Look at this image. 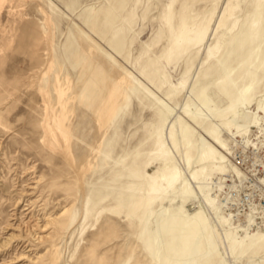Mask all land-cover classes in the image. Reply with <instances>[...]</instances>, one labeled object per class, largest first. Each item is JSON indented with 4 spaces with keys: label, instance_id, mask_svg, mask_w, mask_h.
<instances>
[{
    "label": "rangeland",
    "instance_id": "1",
    "mask_svg": "<svg viewBox=\"0 0 264 264\" xmlns=\"http://www.w3.org/2000/svg\"><path fill=\"white\" fill-rule=\"evenodd\" d=\"M262 109L264 0H0V264H264Z\"/></svg>",
    "mask_w": 264,
    "mask_h": 264
},
{
    "label": "bare ground",
    "instance_id": "2",
    "mask_svg": "<svg viewBox=\"0 0 264 264\" xmlns=\"http://www.w3.org/2000/svg\"><path fill=\"white\" fill-rule=\"evenodd\" d=\"M204 38H205V36H204L203 32H201L200 30L195 31L194 38H190V36L187 33H184L183 34V40L177 45V49L185 51L188 48V46L192 43H194L195 45L202 43ZM262 110H264V109H262ZM173 181L174 180H172V182ZM164 186H166V185H164ZM156 194H157V192L153 191L152 194H150V197H152ZM182 195H185L184 191L182 192ZM190 224H191V226L188 227L187 229H185L183 231V234L177 238H175L173 236L174 233L171 232L172 231L171 229H172V227H174L173 228V230H174L175 227L179 226V223L172 224L171 229L166 231V233L164 235L165 238H161L162 239V249L160 252H167L176 243V245L178 247L177 248L178 250L176 251V253H177L176 257L182 258L185 255H187L188 252L190 251V248L193 246V242H194L192 240L191 236L194 234V231L196 230L195 229L196 222H190Z\"/></svg>",
    "mask_w": 264,
    "mask_h": 264
}]
</instances>
